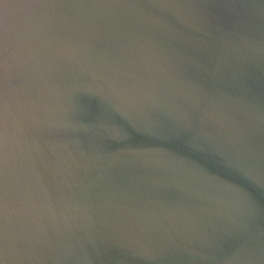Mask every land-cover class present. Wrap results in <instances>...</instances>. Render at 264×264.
Returning <instances> with one entry per match:
<instances>
[{"label": "water", "instance_id": "water-1", "mask_svg": "<svg viewBox=\"0 0 264 264\" xmlns=\"http://www.w3.org/2000/svg\"><path fill=\"white\" fill-rule=\"evenodd\" d=\"M0 264H264V0H0Z\"/></svg>", "mask_w": 264, "mask_h": 264}]
</instances>
